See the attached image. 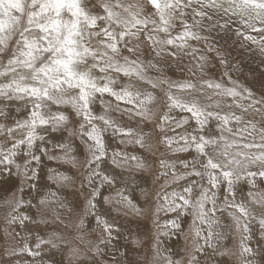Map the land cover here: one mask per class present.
<instances>
[{
	"label": "clouds",
	"instance_id": "clouds-1",
	"mask_svg": "<svg viewBox=\"0 0 264 264\" xmlns=\"http://www.w3.org/2000/svg\"><path fill=\"white\" fill-rule=\"evenodd\" d=\"M0 264H264V0H0Z\"/></svg>",
	"mask_w": 264,
	"mask_h": 264
}]
</instances>
